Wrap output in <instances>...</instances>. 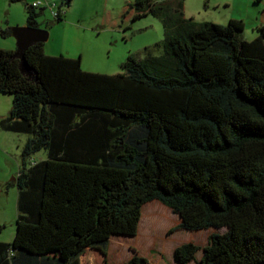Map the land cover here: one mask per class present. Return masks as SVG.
<instances>
[{"label": "trees", "instance_id": "1", "mask_svg": "<svg viewBox=\"0 0 264 264\" xmlns=\"http://www.w3.org/2000/svg\"><path fill=\"white\" fill-rule=\"evenodd\" d=\"M132 8L134 20H162L164 52L129 56L124 73L84 71L39 42L26 52L29 78L17 49L0 48V93L14 96L0 129L32 136L25 158L47 152L16 180L17 231L0 242V264H74L89 250L111 264V239L136 236L155 200L180 229L217 231L203 249L178 246L176 264H264V26L247 41L244 21L197 23L184 0ZM44 10L28 6L26 26L40 29Z\"/></svg>", "mask_w": 264, "mask_h": 264}, {"label": "rangeland", "instance_id": "2", "mask_svg": "<svg viewBox=\"0 0 264 264\" xmlns=\"http://www.w3.org/2000/svg\"><path fill=\"white\" fill-rule=\"evenodd\" d=\"M35 2L42 3L38 11L45 9L38 18L40 29L49 33V40L45 43V53L49 56L64 55L72 59H81L84 71L107 75L120 74L125 72L123 64L129 56L145 60L148 51L154 55H161L164 52L161 45L156 47L165 39L162 20L153 15L134 20L135 10L132 4L135 0H73L70 6L63 7L60 0L16 2L0 0L1 49H17V40L10 30L27 25L28 6ZM184 3L186 17L193 18L197 23L212 22L227 25L231 20L243 19L245 30L240 36L242 39L252 41L260 35L259 31L252 28L250 16L254 5L258 3L263 7L261 14L264 21V0H184ZM52 5H54L53 9ZM60 9L63 20L56 22V13ZM13 102V95L0 93L1 118L11 114ZM31 137L29 134L0 129V227H2L0 242L12 243L16 236L19 214V189L16 180L25 167L30 168L35 162L47 159L45 150L24 157L25 146ZM146 209L148 211V205L145 207V212ZM177 230L183 229L179 226L172 228L169 234ZM211 233V230L196 233V243L205 245ZM156 235V244H159L165 236L162 231ZM125 242L131 244L132 239L128 237L114 239L113 253L118 243ZM126 259L127 256H124L118 261L122 262ZM99 263H103L101 253L89 250L74 264ZM164 264H169L168 259H165Z\"/></svg>", "mask_w": 264, "mask_h": 264}, {"label": "crops", "instance_id": "3", "mask_svg": "<svg viewBox=\"0 0 264 264\" xmlns=\"http://www.w3.org/2000/svg\"><path fill=\"white\" fill-rule=\"evenodd\" d=\"M261 9H263L262 5L256 3L254 5L251 12V26L252 28L258 31V28L264 26V21L261 14ZM254 12V13H253ZM234 18V17H233ZM239 20V19H235ZM241 20V19H240ZM242 21H244L242 19ZM245 24V23H244ZM13 50V49H10ZM148 205V211L145 207ZM182 223L180 216L173 213V211L162 204L160 201H152L147 203L142 211V217L139 225V230L136 236L128 237L132 239V243H118L119 245L116 247L114 253L113 249V241L117 238H126L124 236H115L111 239L109 244V262L111 264H124L127 263L132 257L138 254L141 257H144L148 260L150 264H164L165 259H168L169 264H176L175 262V250L178 246L190 243V241L196 243L195 235L198 232L202 231H188V230H177L171 234H169L172 228L178 227ZM211 230L212 233L209 235L210 237L213 233L217 232L215 229ZM162 231L165 236L162 238V241L159 244L157 242V233ZM208 242L201 246L196 243L200 248H204L208 245ZM158 245V246H157ZM158 247L156 250L155 247ZM146 251V253L144 252ZM158 251V252H157ZM203 255V250H200L197 254V260H200ZM127 256L126 261H118L119 259ZM149 256L151 259L149 260ZM117 259V260H116ZM189 264H198L197 261H193Z\"/></svg>", "mask_w": 264, "mask_h": 264}, {"label": "water", "instance_id": "4", "mask_svg": "<svg viewBox=\"0 0 264 264\" xmlns=\"http://www.w3.org/2000/svg\"><path fill=\"white\" fill-rule=\"evenodd\" d=\"M13 35L17 40V50L14 57L20 60L22 74L32 78L34 72L26 59V52L36 43L45 44L49 40V33L46 30L24 26L14 28Z\"/></svg>", "mask_w": 264, "mask_h": 264}, {"label": "built area", "instance_id": "5", "mask_svg": "<svg viewBox=\"0 0 264 264\" xmlns=\"http://www.w3.org/2000/svg\"><path fill=\"white\" fill-rule=\"evenodd\" d=\"M34 8H36V9H38V8H40L41 6H42V3H40V2H35L33 5H32ZM53 7H54V5H52V9H53ZM57 14V13H56Z\"/></svg>", "mask_w": 264, "mask_h": 264}]
</instances>
